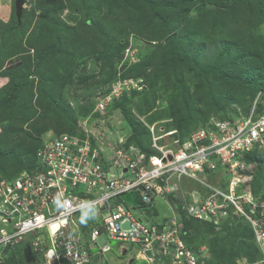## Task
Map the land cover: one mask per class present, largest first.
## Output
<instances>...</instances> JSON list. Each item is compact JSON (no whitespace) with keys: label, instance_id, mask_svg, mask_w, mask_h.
Returning a JSON list of instances; mask_svg holds the SVG:
<instances>
[{"label":"rangeland","instance_id":"374dc122","mask_svg":"<svg viewBox=\"0 0 264 264\" xmlns=\"http://www.w3.org/2000/svg\"><path fill=\"white\" fill-rule=\"evenodd\" d=\"M1 1L14 8L15 0ZM220 1H225L221 7L225 14L223 20L219 13L203 20L201 10L213 9ZM189 10V20L173 31L179 24L174 22ZM23 14L18 32H11L7 27L0 30L2 44L16 33L17 43L10 49L9 56L29 54L14 79L19 92L29 95L33 86L36 92L39 81L46 80L44 83L50 85L45 93L60 98L57 103L63 108V114L70 116L76 132L73 134L103 149H140L137 144L152 146L154 138L158 139V145L170 144L174 136L164 141L159 140L160 136L176 130L180 123H188L190 115L196 116V109L204 112L213 98L219 101L218 91L224 92L223 86L231 82V75L236 72L231 68L238 62L237 55L244 54L240 52V45L249 27L255 31L256 43L264 39V0H26ZM16 19L13 16L8 27L17 25ZM0 25H4L3 19ZM240 27L245 29L244 33H239ZM191 31L199 36L201 44L207 41L205 51L198 53V48L193 47L194 42L189 40L192 37L186 35ZM176 32L181 35L178 44L193 55L197 53L200 64H192L189 56L179 60L174 54L176 62L163 58L165 45ZM229 41L235 42V51L227 48ZM10 81V77L0 75V88ZM224 88L228 90L229 86ZM36 97L38 99L34 95ZM258 97L264 99V86L257 93ZM41 102L44 106L37 107V111L29 109V122L15 123L22 133L33 130L41 136L46 128H59L56 116H43L47 103ZM13 109L15 111H1L0 123L15 131L10 123L19 108ZM56 112L62 113L59 108ZM49 135L56 134L49 132L47 137ZM27 147H33L32 143L28 142ZM251 164L244 177L246 184H240L235 191L237 195L250 194L256 203L259 200L256 205L260 206L264 195L255 194L253 182L257 164ZM211 180L224 185L215 174ZM185 186L187 189L197 187L193 181H185ZM122 198L138 216L143 215L146 222L157 214H169L167 204L161 199L156 200L154 214L150 215L138 207L136 194H125ZM245 206L246 210L252 208L249 204ZM245 213L248 216L251 212ZM240 215H233L238 217L233 222L242 218ZM224 221L214 224L217 230H224ZM240 222L249 223L246 217ZM87 224L92 229L91 220ZM28 240L7 251L4 260L30 255L38 264H58L49 258L50 247L38 252L31 248L36 240L31 243ZM110 244L113 250L98 258L96 264H162L158 260L144 262V253L136 249H129L124 255L125 250L119 251L117 242ZM26 246L30 247V253Z\"/></svg>","mask_w":264,"mask_h":264},{"label":"built area","instance_id":"2783aa9c","mask_svg":"<svg viewBox=\"0 0 264 264\" xmlns=\"http://www.w3.org/2000/svg\"><path fill=\"white\" fill-rule=\"evenodd\" d=\"M257 103L248 115L233 122L214 120L183 142L174 138L158 145L154 138L152 148L158 156L141 149L95 148L69 133L49 135L37 153L35 169L10 180L0 176V264L4 250L27 236L36 240L35 251H44L40 246L50 242L58 252V264L61 259L92 264L113 250L112 241L124 254L136 249L150 262L170 257L173 264H199L200 257H208V248L194 251L183 239L179 207L168 200L171 193L177 194L175 179L197 185L190 192L194 204L182 201L188 216L217 225L235 214L246 217L262 255L254 264H264V202L258 206V199L256 203L250 194L235 191L246 184L245 174L253 166L244 158L251 149L264 153V113L258 114ZM214 174L224 187L211 180ZM131 193L144 213L153 215L161 199L169 214L146 222L124 202L123 195ZM246 204L252 208L246 210ZM245 211L251 213L247 216ZM82 213L92 219L89 232L78 220Z\"/></svg>","mask_w":264,"mask_h":264},{"label":"trees","instance_id":"16d2710c","mask_svg":"<svg viewBox=\"0 0 264 264\" xmlns=\"http://www.w3.org/2000/svg\"><path fill=\"white\" fill-rule=\"evenodd\" d=\"M224 2L225 1H220L213 9L201 10V16H203L202 19H208V17L214 16L215 13H219V18L221 17L222 21L225 14L221 7L225 4ZM227 7L228 5L225 7V10ZM190 11L191 10L187 11L183 17L174 22V24L176 22H179V24L175 25L173 31L178 26L181 28L180 25L185 24L189 20L187 14ZM13 16L17 18L15 4L13 8ZM16 20L18 21V19ZM11 22L12 20L4 25H0V30L7 27L9 30L11 29V32H18L21 24L18 23L13 27H8L10 24H12ZM186 26L187 25H185V27ZM238 30L239 33L245 32L243 27H240ZM185 31L186 29L184 32ZM191 32L192 33H186V35L188 38L192 37V39L189 40L194 42L193 47L198 48V53L199 50L205 51L207 41L206 43L204 42L201 44L198 42L200 41L199 36L195 32ZM247 33V36L240 45V52L244 54L239 53L237 55L238 62L235 64L234 68H231L236 70V72L231 75V82L223 86L224 92L222 90H219V93L217 92V96H221L219 101H217L216 98L210 100L204 112L202 110L198 111V109H196L197 111L195 112V117L190 115L188 118V123H180L179 127L177 126L178 128H176V130L178 132L174 135V138H179L183 142L192 133L208 124H212L214 120L233 122L236 119L248 115L251 112L257 99V93L259 90L263 89L264 86V39L262 37L260 42L256 43L253 39L255 31L250 27L247 30ZM13 35L14 37H8V40H6L4 44H2V39L0 42V75L4 77H10L11 81L13 80L12 83L10 81L11 84L9 83L7 86L0 88V113L1 111H15L13 107H16L17 109L19 108V113H17L16 118H14L12 123H10V128L14 127L15 131L2 127L3 123H0V176L9 180L16 178L23 171H32L36 168L38 165L37 153L39 149L43 147L44 141L47 138L49 132H54L56 135H61L63 133H76L74 131L75 127L71 126L72 122H70V116L63 114V108H61V106H59L57 103V101H61L58 100L60 98L56 99L50 95H46L45 89H47L50 85V83H44L46 80L43 79L42 81H39L38 87H35L36 92H33L34 86L31 90L32 93L29 95L19 92L18 85L14 82V79L17 77L16 74H18L19 68H22L21 66L24 65L27 58H29V54L25 52L16 54L14 56L8 55V53L11 51L10 49L17 43V39H15L16 33ZM170 35H172V33H170ZM180 36L181 35L176 32V35L169 39L168 44L165 45L166 47L164 48L166 54L163 56V58H165V60L173 59L176 62L174 54H176L179 60L189 56L191 57L189 61L192 62V64H200L197 53L196 55H193L181 48V46L178 44ZM205 37L207 40L209 39L208 35ZM227 48L229 51H232L237 47L235 46L234 41H229ZM232 57L233 56H231L229 60H231ZM54 83L55 82H52V84ZM228 86L229 88L226 90L224 87ZM43 89L44 91H42ZM34 95L38 96V99L37 97L34 98ZM235 97L237 99H235ZM41 100H45L47 103V107L43 109V116L46 118L56 116L57 120L55 123L59 128H46V131L41 136L36 135L33 130L26 133L24 131L22 133V130H19L15 126V123L21 122L24 124L29 122V119L31 118L29 109H34V111H37V107L44 106ZM58 108L62 113L57 114L56 111ZM256 111L258 114L264 113V99L261 98L258 100ZM27 138L29 141H27ZM28 142H31L33 147H27ZM139 143L141 144V142ZM137 146L148 155H155V152L152 150L153 148L150 144H137ZM244 159L246 162L257 164L253 189L255 194H260L263 196L264 153L254 150ZM225 187H227V185H225ZM173 198L176 200L174 196ZM173 203L175 206L179 207L178 212L182 220L181 222L183 223V232L186 234L183 236L185 243L197 252L202 246H206L208 248V257H202L199 264H239L238 262L240 260L245 259L249 264H253L261 259L262 255L256 243L255 235L250 223L242 224L240 222L241 220L244 221V217H240L238 221L233 222L238 217L231 216L225 219L224 230H217L214 226V222L208 220H198L190 217L186 213V210L181 202L177 205L173 200ZM89 215V213H82L79 217L80 219H83L84 222L81 221V223L84 230L87 232L91 230L87 222L90 220L92 222V219H90ZM33 238L34 237H30L28 241L31 243ZM22 244L23 242L16 246L20 247ZM25 248L30 253V247L26 246ZM37 254L41 255L43 253ZM126 254H128V252ZM6 255L7 254L5 253V256ZM159 260L162 261V264H170L166 259L161 258ZM61 263L70 264L65 260H62ZM5 264L38 263L33 256L25 255V257H21L20 255L18 258L12 257L10 259H6ZM92 264H95V262Z\"/></svg>","mask_w":264,"mask_h":264},{"label":"bare ground","instance_id":"6f19581e","mask_svg":"<svg viewBox=\"0 0 264 264\" xmlns=\"http://www.w3.org/2000/svg\"><path fill=\"white\" fill-rule=\"evenodd\" d=\"M152 150H154V152H155V155L154 156H158V152L155 150V149H152ZM254 150H256V149H251V151H254ZM202 175V174H201ZM174 188H175V191L173 192V193H177L176 195H173L172 193H171V195L172 196H169L168 197V200L170 201V203H172L173 205H174V203H173V200L175 201V203L178 205L180 202L183 204V202L182 201H188V202H190V203H192V204H194V199L192 198V196H191V191H192V188L191 189H187V190H185V188L183 187L184 185H185V182L184 181H182V182H179L178 180H174ZM181 185V186H180ZM180 187V188H179ZM221 187H223V186H221ZM179 188V191L177 192V189ZM228 191H230V190H228ZM173 196L176 198V200L173 198ZM175 206V205H174ZM169 210V209H168ZM209 221V220H208ZM253 230V229H252ZM28 239H30V237L29 236H27V237H23V238H21V239H19V241L17 242V243H15L12 247H9V248H7V249H5L4 250V256H5V253L8 251V250H10V249H12V248H14L16 245H18V244H20L21 242H24V241H26V240H28ZM34 240V239H33ZM36 242L34 241L33 242V244H32V247L31 248H33L34 247V244H35ZM47 244H42L40 247H41V249H43V248H45V247H52L51 246V244H50V242H46ZM40 252V251H39ZM41 252H43V251H41ZM48 253L50 254L51 253V258L52 259H54L55 258V256L56 255H58V252H57V250L55 249V248H53V249H51L50 251H48ZM50 258V257H49ZM202 257H200L199 258V262H200V259H201ZM144 259V261H147V262H150V261H148V260H146L145 258H143ZM163 259H166L168 262H169V260H170V263L172 264V259L170 258V257H163ZM62 260H65V259H61V261ZM66 261V260H65ZM158 261H160V262H162L161 260H159L158 259ZM68 262V261H67ZM154 262H156V261H154ZM154 262H150V263H154ZM198 262V263H199ZM2 264H5V260L2 262ZM246 264H249L248 262H246ZM254 264V263H253Z\"/></svg>","mask_w":264,"mask_h":264},{"label":"crops","instance_id":"0c3cea01","mask_svg":"<svg viewBox=\"0 0 264 264\" xmlns=\"http://www.w3.org/2000/svg\"><path fill=\"white\" fill-rule=\"evenodd\" d=\"M1 3H4V2L1 1ZM1 3H0V19L2 18L4 21V24H6L12 19L13 6L10 3H4V4H1ZM2 19L0 20V23L2 22ZM183 187L185 188V190H187L185 185Z\"/></svg>","mask_w":264,"mask_h":264},{"label":"water","instance_id":"95a60500","mask_svg":"<svg viewBox=\"0 0 264 264\" xmlns=\"http://www.w3.org/2000/svg\"><path fill=\"white\" fill-rule=\"evenodd\" d=\"M25 3H26L25 0H16L15 1L16 16H17L19 24H21V21H22ZM200 177H202V175H200ZM118 200L120 201L121 199L118 198ZM126 226H128V224H126ZM49 257H51V253L49 254ZM239 264H246V261H244L242 263L239 262Z\"/></svg>","mask_w":264,"mask_h":264},{"label":"clouds","instance_id":"9594fccd","mask_svg":"<svg viewBox=\"0 0 264 264\" xmlns=\"http://www.w3.org/2000/svg\"><path fill=\"white\" fill-rule=\"evenodd\" d=\"M259 97H260V96H259ZM259 97L256 99V101L259 100ZM254 104H255V103H254ZM82 222H84V221L82 220ZM124 255H126V254H124ZM244 261L248 262L247 260H240L239 262L242 263V262H244ZM239 262H238V263H239Z\"/></svg>","mask_w":264,"mask_h":264}]
</instances>
